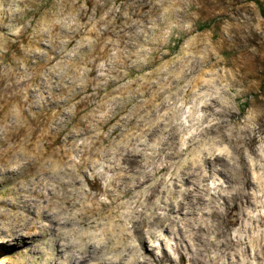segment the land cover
<instances>
[{"label": "rangeland", "instance_id": "rangeland-1", "mask_svg": "<svg viewBox=\"0 0 264 264\" xmlns=\"http://www.w3.org/2000/svg\"><path fill=\"white\" fill-rule=\"evenodd\" d=\"M0 5V212L15 192L47 194L67 169L87 190L85 207L78 200L67 204L69 213L85 216L84 241L129 228L127 217L143 207L146 215H162L163 201L181 200L170 228H151L156 238L146 240V248L155 259L247 264L251 246L245 260L235 242L224 249L206 237L215 232L222 239L249 222V235L264 230V0ZM194 104L204 114L195 125V109L185 115ZM182 119L192 125L183 134ZM170 128L177 154L166 158ZM191 137L198 142L190 145ZM124 150L136 156L128 175H148V181L134 197L112 199L105 168ZM193 169L196 176L178 178ZM226 215L231 222L222 225ZM41 241L19 246L0 235V264H36ZM258 243L262 256L264 231ZM56 251L54 243L49 264L63 261H56Z\"/></svg>", "mask_w": 264, "mask_h": 264}, {"label": "bare ground", "instance_id": "bare-ground-1", "mask_svg": "<svg viewBox=\"0 0 264 264\" xmlns=\"http://www.w3.org/2000/svg\"><path fill=\"white\" fill-rule=\"evenodd\" d=\"M13 76H16L15 73L13 74ZM212 127L213 125L206 128L204 133L205 132L206 134L210 133L212 131ZM215 127L217 128V126ZM157 128L155 127L154 129L157 130ZM171 131H172L171 128L167 131L168 136L167 139L164 141L162 147L163 152L166 150V154H165L166 158H172L177 154L175 147H173L172 144L168 142L169 139L172 137ZM202 132L203 130L201 131V133ZM194 137H191V139H189L188 143L190 145L198 142ZM131 152L132 151L124 150L122 153H118L116 157H114L115 160L114 161L112 160L113 162H110L105 168L107 170V173L108 172L111 173V177H109L107 183V189L105 191L109 197L112 196L111 197L112 199L114 198L117 199L125 196L134 197L136 195L137 190L140 187H142L144 184H146V182L148 181V175H145L142 178H139L136 175H132V176L128 175V170L130 168L129 166L132 164V162L136 160L135 154ZM215 160L216 157L211 162L213 163V161ZM125 165H128L127 168L125 167ZM196 170L197 169H193V171H190V173L182 172L178 178H180L181 180L182 179L181 177L182 176L184 177V175H186L187 176L186 180H188L191 177L196 176L195 174ZM45 172L48 171L45 170ZM80 173L82 174V172ZM59 175L60 178L57 179L52 185H50V188L48 189L47 194L45 195L37 194L34 191L27 193L24 191V189L22 192L14 191L15 194L12 197L13 199L8 204H6L4 210L0 212L1 236L6 237L9 241H13L19 246L29 245L35 248L37 243L40 240L46 238L48 236V233L51 231V229L49 227H46V225L52 224L53 215H58L59 217L63 218V223H61L60 219H57L53 225V227L55 228V232L52 235V238H54L57 248L55 254L56 261L62 259L64 260L65 256H67L69 253H72V255L68 256L67 259V261L71 262L72 264H165V258L168 264H177L175 258L170 257L168 255L166 256V254L165 256L163 255L158 259H155L152 255V251L146 248V244H147L146 240L150 242V239L152 240L156 238V235L154 234L153 230H151L153 226H165L167 228H170L174 224L175 219L173 217V213L181 212V210L184 207V203L181 200L179 201L174 200L172 202L170 201L171 199H169L163 201L162 206L158 207L159 210L164 212L162 213V215L160 213L157 214L156 212H153L150 215H146L143 212L144 210H146L145 207H143V210L139 212H135V213L133 212L127 217L126 220L127 223L129 224L128 226L129 228H124L123 226L122 228L118 229L117 232H115V230H109V232H107V237L103 240L104 242L100 243L98 247L97 245L93 246L94 249L92 250L90 249L91 246H85L83 251H79L78 246L74 244H68L62 247V244L65 240L72 239L73 237H79L81 242L84 241L83 240L84 237L81 235L79 227L84 223L85 216L83 215V213H79L78 215H75V213L74 214L69 213L67 204L72 200H78L79 205L85 207L87 190H85L82 187L80 179L76 180L72 172H70L69 170L64 169L60 172ZM178 178H176L175 180L177 181ZM202 181H206V178L203 177ZM173 186L174 188L177 187L176 184H174ZM156 187H157L156 185L151 187V190H149L150 192L147 200L156 191ZM21 213H24L27 217H30V219L27 222L22 223L23 217L21 216ZM230 222L231 220L228 219L227 215L225 217H222V221H221L222 225H226L227 223ZM36 224L39 225L37 226ZM61 228H63L66 232H71V236L65 235L64 233L59 231V229ZM221 233L222 232L219 231L217 232V235L219 236ZM217 246L222 247L224 249H228V248L230 249V247L224 243H221L220 245ZM247 248L248 246H246L243 251L245 260H247V257H249ZM89 249L93 252L89 251ZM261 253L262 252L259 251L255 255L253 254L252 258H255L257 261L264 260V259L261 260V257L264 256V255L261 256L260 255ZM59 262H55V264H59Z\"/></svg>", "mask_w": 264, "mask_h": 264}, {"label": "clouds", "instance_id": "clouds-1", "mask_svg": "<svg viewBox=\"0 0 264 264\" xmlns=\"http://www.w3.org/2000/svg\"><path fill=\"white\" fill-rule=\"evenodd\" d=\"M0 7H2V5H0ZM177 107H183V104L182 103L178 104ZM193 109H195V116H194V119L192 121V124L195 125V124H198L199 120L203 117L204 114L199 111V104H194L192 106V108L188 109V111L185 113V115H191ZM181 122L184 125H186L185 128L180 129L181 134H183L189 128H192V125H189L187 120L182 119ZM194 130L195 129H193V131ZM4 135H5V133L3 132L2 129H0V139H3ZM73 159H75V157ZM10 167L13 171L19 170V165L15 164V163L11 164ZM224 194L230 195L231 193H228L227 191H225ZM42 207H43V205H42ZM221 211H223V209H221ZM21 216L23 217L22 223L27 222L30 219V217H27L24 213H21ZM57 219H60L61 223H63L62 217H59L58 215H53L52 224L46 225V227H49L51 229V231L48 233L47 239H42L41 249L38 253L35 254L36 256H42L43 257L42 259L36 260V264H49V260L52 258L48 255V253H49V251H51V249L53 248V245L55 243L51 239V237L55 232V228L53 227V225ZM248 228H251L250 222L247 225L243 226L241 229L235 230L231 234L226 235L222 239H219V240L216 239L215 232H210L209 236L206 237V240H210V241L214 242L216 245H220L221 243H224V244L228 245L229 247H232L233 242H235L237 252H243L244 248L246 246H251L253 249V254L255 255L259 251V247H260V245L258 243V237H259L260 231H264V230H253L251 235H249V233L247 231ZM59 231H61L65 235L71 236V232H66L63 228L59 229ZM81 235H88V234L82 233ZM103 242H104L103 240H101V241L86 240V241L81 242L79 237H73L72 239L65 240L62 244V247L66 246L68 244H74V245L78 246L79 251H83L85 245L88 243H94L98 247L99 244L103 243ZM71 255H72V253H69L67 256H65V259L63 261L59 262V264H67L68 256H71ZM221 264H226V262L221 261ZM247 264H257V260L255 258H252L251 260H249L247 262ZM261 264H264V261H261Z\"/></svg>", "mask_w": 264, "mask_h": 264}, {"label": "trees", "instance_id": "trees-1", "mask_svg": "<svg viewBox=\"0 0 264 264\" xmlns=\"http://www.w3.org/2000/svg\"><path fill=\"white\" fill-rule=\"evenodd\" d=\"M205 28H206L205 25L200 26V29H201V30H203V29H205Z\"/></svg>", "mask_w": 264, "mask_h": 264}]
</instances>
